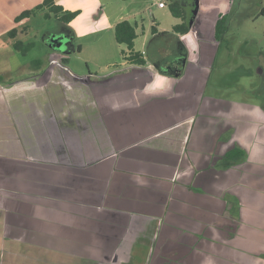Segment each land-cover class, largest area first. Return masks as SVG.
<instances>
[{
	"label": "crops",
	"instance_id": "crops-1",
	"mask_svg": "<svg viewBox=\"0 0 264 264\" xmlns=\"http://www.w3.org/2000/svg\"><path fill=\"white\" fill-rule=\"evenodd\" d=\"M28 1L31 4L15 13V19L44 0ZM55 1L66 10L81 12L68 25L72 36L82 37L94 11L106 2ZM124 20L120 16L113 25ZM191 27L180 35L185 42L181 54L162 63L166 56L152 62L146 58L145 66L122 60L113 69L112 63L104 67L102 75L89 77L59 64L46 70L43 78L0 84V264H135L136 250L141 245L153 248L157 241L165 205L168 222L180 224L198 208L196 195L204 174L194 175L191 186L182 176L185 169L215 158L213 170L220 172L221 181L223 172L241 164L222 167L229 148H244L227 145L228 134L224 145L230 147L225 150L215 148V139L200 140L203 127L191 117L193 80L187 72L190 41L194 43L197 34L193 23ZM135 49L139 51L136 41ZM177 56L182 64L174 72L165 65L171 66ZM54 82L59 90L38 91L42 95L33 97L36 88ZM204 88L206 97L207 85ZM19 94L38 104L13 105L10 99ZM210 99L212 105L221 100ZM185 226L198 233L182 239L183 251H167L163 258L182 254L189 260L198 255L202 264L208 258L216 264H264L263 257L255 256L264 254V239L259 242L252 232L239 239L221 232L213 235L206 225ZM162 255L157 252L155 264H161Z\"/></svg>",
	"mask_w": 264,
	"mask_h": 264
},
{
	"label": "rangeland",
	"instance_id": "rangeland-1",
	"mask_svg": "<svg viewBox=\"0 0 264 264\" xmlns=\"http://www.w3.org/2000/svg\"><path fill=\"white\" fill-rule=\"evenodd\" d=\"M173 1L106 0L105 4H101L103 8L99 5L94 11L93 18L87 22L84 29L86 35L82 37L72 36V29L68 24L53 16L47 19L45 12H38L18 24L14 15L31 2L0 0V84L10 86L16 81L30 80L33 77L43 78L46 70L53 67L55 69L59 64L66 66L75 75L84 77L102 75L106 71L104 67L110 63L113 69L116 63L122 62L121 51L126 48L119 45L115 39L113 24L120 16L133 24L138 23L140 35L136 40V48L143 52L150 62L166 56L160 60L162 63L177 53L180 55V49L185 42L179 34L173 32V26L182 22L171 13L169 5ZM185 1L188 23L191 25L192 21L197 32L193 35L196 47L193 46L192 37L189 38L192 60L187 78L193 80L190 84L191 117L199 123V128L203 127V130L199 131L202 133L200 140L215 139V148L220 149L222 146L224 150L230 147L227 145L237 143L249 156L231 171L223 172L224 178L221 181L220 172L213 170L215 158L211 163L204 162L202 166L192 163L190 171L185 169L182 176L186 177L191 186L194 184V175L200 177L204 174L202 187L196 195L198 208L191 211L185 224L196 223L200 228L206 225L205 228L209 227L213 235L215 232H221L223 235H234L239 239L247 232H252L261 242L264 239V0ZM160 2H165L167 6L161 8ZM221 13L228 15L226 23L229 31L225 41L219 44L214 37V30ZM156 24L160 30L159 34L153 33ZM13 29L18 30L16 39L10 38L8 33ZM59 36H69L72 39L69 50L60 52L48 44L50 38ZM17 41L25 44L33 42L35 47L24 55L14 48ZM204 45L208 47H201ZM80 47L83 49L81 52ZM37 60L42 61L41 65L35 64L34 61ZM181 64V59L177 56L172 58L171 66H165L175 72L180 69ZM197 78L199 81H196ZM206 85L205 97L202 93ZM57 89L55 82L48 83L42 89L36 88L37 93L33 97L42 95L38 94V91L55 92ZM14 98L13 101L10 99V102L13 105H21L20 107L23 102L30 105L32 101L25 99L23 94ZM210 98L221 100H216L212 105ZM32 102L38 104L34 100ZM58 102L62 105L64 101ZM221 133L223 136H220ZM226 135L231 138V142L224 145ZM198 144L201 147L199 142ZM211 173L215 175L212 176ZM164 197L166 199V196ZM162 202L164 201H160L161 206ZM221 205L223 210L220 209ZM167 211L165 205L153 248L141 245L136 250L135 264L159 262L157 252L160 255L165 253L160 256L161 264H202L204 260L198 255L190 260L183 258L182 254L176 259L163 258L166 257L167 251H183L185 244L181 242L182 239L198 233L194 227H186L182 222H168ZM178 216L182 218V215ZM170 238L177 240L169 241ZM238 249L241 256V248ZM196 250L200 251L197 248ZM151 252H154L152 257ZM255 256L264 258V254L258 252ZM215 262L217 263L215 259L208 258L203 264H216Z\"/></svg>",
	"mask_w": 264,
	"mask_h": 264
},
{
	"label": "trees",
	"instance_id": "trees-1",
	"mask_svg": "<svg viewBox=\"0 0 264 264\" xmlns=\"http://www.w3.org/2000/svg\"><path fill=\"white\" fill-rule=\"evenodd\" d=\"M171 13L174 17L181 19L182 22L173 27V31L179 35H185L192 29L188 23L187 2L185 0H174L170 5ZM38 12H45V17L50 19L52 16L60 22L69 24L74 21L80 14V11L66 10L62 5L58 4L55 0H44L41 4L37 5L31 10L22 12L17 18L16 22H21L24 19H29L35 16ZM226 14H220L215 24V39L219 44L225 41L228 33ZM137 24H133L128 20L118 23L115 27V39L119 45H124L126 49L122 50V58L125 62L131 65L145 66L147 59L145 55L135 49V41L139 37L137 32ZM153 33H157V27H153ZM18 35V30L13 29L9 32V36L15 39ZM35 47V43L30 42L25 44L17 41L14 43V48L26 55L30 50ZM36 65H41L42 61H34ZM1 79V78H0ZM247 158V152L241 147H232L227 150L223 156L221 166L229 168L234 165L243 163Z\"/></svg>",
	"mask_w": 264,
	"mask_h": 264
},
{
	"label": "water",
	"instance_id": "water-1",
	"mask_svg": "<svg viewBox=\"0 0 264 264\" xmlns=\"http://www.w3.org/2000/svg\"><path fill=\"white\" fill-rule=\"evenodd\" d=\"M71 40L72 39L69 36L52 37L48 40V44L55 50L63 52L69 50V44L71 43ZM167 71L168 70H166V72ZM169 72H171V70H169Z\"/></svg>",
	"mask_w": 264,
	"mask_h": 264
},
{
	"label": "built area",
	"instance_id": "built-area-1",
	"mask_svg": "<svg viewBox=\"0 0 264 264\" xmlns=\"http://www.w3.org/2000/svg\"><path fill=\"white\" fill-rule=\"evenodd\" d=\"M159 6H160L161 8H164V7H166V3H165V2H160V3H159Z\"/></svg>",
	"mask_w": 264,
	"mask_h": 264
}]
</instances>
